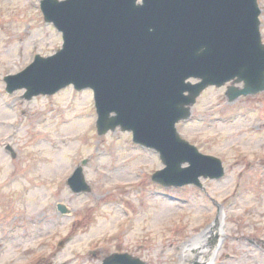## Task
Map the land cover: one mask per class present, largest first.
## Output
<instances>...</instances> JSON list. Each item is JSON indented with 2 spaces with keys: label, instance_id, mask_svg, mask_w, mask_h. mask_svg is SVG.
Segmentation results:
<instances>
[{
  "label": "rangeland",
  "instance_id": "374dc122",
  "mask_svg": "<svg viewBox=\"0 0 264 264\" xmlns=\"http://www.w3.org/2000/svg\"><path fill=\"white\" fill-rule=\"evenodd\" d=\"M62 45L40 0H0V264H102L121 252L182 264L177 250L202 237L206 263H185L264 264V91L229 102L231 82L205 89L178 131L225 173L167 188L152 180L165 168L158 152L120 128L98 133L88 89L7 92V74ZM85 159L90 189L73 192L67 179Z\"/></svg>",
  "mask_w": 264,
  "mask_h": 264
},
{
  "label": "water",
  "instance_id": "95a60500",
  "mask_svg": "<svg viewBox=\"0 0 264 264\" xmlns=\"http://www.w3.org/2000/svg\"><path fill=\"white\" fill-rule=\"evenodd\" d=\"M134 1L42 0L45 19L64 33L63 49L37 56L24 72L7 77V89L26 88L31 98L70 83L90 86L100 134L121 124L134 131L136 142L159 151L167 167L154 174L155 181L180 186L200 185V176L220 178L221 161L198 153L176 123L190 117L208 86L244 82L243 88L229 87L231 102L264 91L258 2L143 0L137 7ZM186 162L190 166L182 169ZM83 178L80 167L70 179L75 191L89 190ZM103 264L146 263L122 253Z\"/></svg>",
  "mask_w": 264,
  "mask_h": 264
},
{
  "label": "bare ground",
  "instance_id": "6f19581e",
  "mask_svg": "<svg viewBox=\"0 0 264 264\" xmlns=\"http://www.w3.org/2000/svg\"><path fill=\"white\" fill-rule=\"evenodd\" d=\"M128 184V183H126ZM115 217V215H114ZM113 218V217H112ZM215 230H211L209 233L214 234ZM201 240V242H200ZM206 241L205 237H202L201 239H199L197 242L190 244V245H184V253H186L185 255H183V253L181 252V250H177L179 253V256L177 255L176 259L178 263H182V264H188L185 262H204L206 263L207 260V256H208V249L204 248V247H200V244H202L203 242ZM181 254L183 256H181Z\"/></svg>",
  "mask_w": 264,
  "mask_h": 264
}]
</instances>
